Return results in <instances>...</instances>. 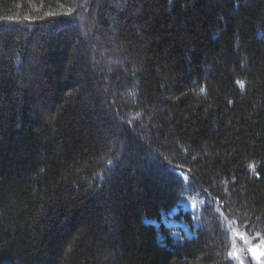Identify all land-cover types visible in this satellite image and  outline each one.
<instances>
[{
    "label": "trees",
    "instance_id": "16d2710c",
    "mask_svg": "<svg viewBox=\"0 0 264 264\" xmlns=\"http://www.w3.org/2000/svg\"><path fill=\"white\" fill-rule=\"evenodd\" d=\"M263 31L264 0H0V264H234L229 226L264 242ZM174 168L208 193L182 241L152 222Z\"/></svg>",
    "mask_w": 264,
    "mask_h": 264
},
{
    "label": "rangeland",
    "instance_id": "374dc122",
    "mask_svg": "<svg viewBox=\"0 0 264 264\" xmlns=\"http://www.w3.org/2000/svg\"><path fill=\"white\" fill-rule=\"evenodd\" d=\"M182 207L183 209H189L193 214L197 212V206L194 203L186 202L182 204ZM173 212H175V210ZM194 222L195 224H193V226H198V222L195 219ZM167 225L174 228V234L177 236L182 234L184 236L192 237L195 234L194 232L190 231L182 221L170 219L167 221ZM229 231L231 241L233 240L230 253L233 254L231 258L234 264H264V255H261V253H264V242H255L253 240L247 239L246 237H242L235 227L229 226ZM246 240L249 242L246 243ZM253 248L257 249V255L255 256L251 251H249V249Z\"/></svg>",
    "mask_w": 264,
    "mask_h": 264
},
{
    "label": "bare ground",
    "instance_id": "6f19581e",
    "mask_svg": "<svg viewBox=\"0 0 264 264\" xmlns=\"http://www.w3.org/2000/svg\"><path fill=\"white\" fill-rule=\"evenodd\" d=\"M264 35V34H263ZM173 173L178 177V178H182L183 182H182V192L180 197L176 200V203L183 200L185 197H190L191 199L195 200V201H199L200 203L204 202V199L202 197V195H208V193L203 192V193H199V192H195L190 186L189 184V180L192 179L189 175V173L185 170H181L178 168H174L173 169ZM173 210L174 208H172L171 210L167 211L165 214H163L160 218V220H154L157 221L153 223H155L156 225L159 226V228H161V225L167 229L168 234L174 239V240H180L182 241L183 239H190L188 236H184L182 234H179V236L174 234V228L169 227L167 225V221L170 219H174L176 221H180L177 220V217L173 214ZM195 236L191 237L194 238ZM227 256V255H226Z\"/></svg>",
    "mask_w": 264,
    "mask_h": 264
},
{
    "label": "snow or ice",
    "instance_id": "6c2138e0",
    "mask_svg": "<svg viewBox=\"0 0 264 264\" xmlns=\"http://www.w3.org/2000/svg\"><path fill=\"white\" fill-rule=\"evenodd\" d=\"M238 83H241V82H238ZM201 91H203V89H201ZM246 243H248L249 241H245ZM249 251L252 252V254L255 256L257 255V249L253 248V249H249ZM233 254L232 253H229V256H232ZM261 255H264V253H261Z\"/></svg>",
    "mask_w": 264,
    "mask_h": 264
}]
</instances>
